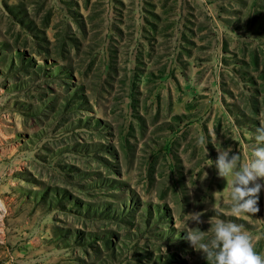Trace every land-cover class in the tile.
<instances>
[{"label": "rangeland", "instance_id": "rangeland-1", "mask_svg": "<svg viewBox=\"0 0 264 264\" xmlns=\"http://www.w3.org/2000/svg\"><path fill=\"white\" fill-rule=\"evenodd\" d=\"M260 124L264 0H0V264H208L217 220L264 255V188L233 215L197 144Z\"/></svg>", "mask_w": 264, "mask_h": 264}, {"label": "clouds", "instance_id": "clouds-1", "mask_svg": "<svg viewBox=\"0 0 264 264\" xmlns=\"http://www.w3.org/2000/svg\"><path fill=\"white\" fill-rule=\"evenodd\" d=\"M254 140L248 162L242 165L239 152L233 153L231 145L221 146L215 127L208 129L207 134L202 131L197 139V144L203 146L205 154L209 142L216 148L217 158L207 166L214 165L217 175L225 180L232 177L229 194L233 202L232 214L237 217L241 214L254 216L259 212V193L264 184L257 181L264 180V124L255 129ZM207 175L205 172L204 178ZM203 215V211L186 213L182 224L188 227V222L192 221L199 225L204 222L201 219ZM186 239L194 250L202 253L208 264H264V255L256 251L253 237L243 224L217 220L211 239H206L199 228L187 231Z\"/></svg>", "mask_w": 264, "mask_h": 264}]
</instances>
